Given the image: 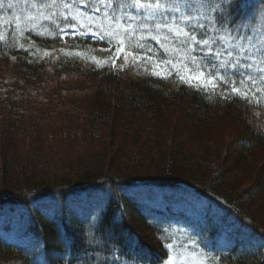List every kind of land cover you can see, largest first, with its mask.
<instances>
[{
    "label": "trees",
    "instance_id": "1",
    "mask_svg": "<svg viewBox=\"0 0 264 264\" xmlns=\"http://www.w3.org/2000/svg\"><path fill=\"white\" fill-rule=\"evenodd\" d=\"M209 12L243 35L264 29V0ZM103 45L0 23V209L22 215L42 256L0 236V264H162L171 221L215 242L217 219L193 221L169 193L145 194L155 188L216 204L256 239L215 250L213 264H264V105L154 76Z\"/></svg>",
    "mask_w": 264,
    "mask_h": 264
},
{
    "label": "rangeland",
    "instance_id": "2",
    "mask_svg": "<svg viewBox=\"0 0 264 264\" xmlns=\"http://www.w3.org/2000/svg\"><path fill=\"white\" fill-rule=\"evenodd\" d=\"M218 0H194L188 3L172 7L168 1H164V7L159 11L160 15L151 16L147 20L148 30L144 32V38L140 41L144 45L143 50L136 47L137 39L140 36L138 29L135 36L130 40L125 41L126 51H137L143 57L153 56V61H143L138 65L153 74V65L155 60H172L176 61L174 65H168L167 69L171 71V75H155L158 77H175L179 80L183 75L187 80L188 73L183 65L187 64L195 73L203 72L205 76L214 74L219 79L217 88L211 86L207 88L200 87L195 80L191 83L184 82L189 86L197 89L210 91L221 95H238L260 101L264 105V72L259 69H264V29L257 26L258 32H253L249 35H243L238 31L228 30L216 24L213 15H210L209 7ZM48 5H51L49 7ZM64 4H56L47 0H0V23L2 26L12 25L15 32L23 34L26 31H46L47 29L56 32H75L81 36H89L104 45L102 47L111 49L115 47L117 40L106 35L102 29H106L110 20H104L103 15H93L80 8L73 7L71 11L63 7ZM79 10L86 13L87 16H93L94 19L89 20L86 17L77 16L75 19L72 16ZM55 13V15H53ZM164 14V15H163ZM67 15L66 20L64 16ZM127 17L128 15H122ZM138 18L140 15H136ZM126 20H124L125 24ZM139 23V19L137 20ZM160 23L161 29L157 32L155 24ZM163 24L184 27L197 36V39H207L210 41L208 47L201 48L200 45H194L195 51L187 52V47L183 39L177 38L170 33ZM203 26V27H201ZM103 35L104 39H100ZM159 35L161 38L167 36L168 39L159 44L151 39L152 36ZM111 39V43L108 41ZM151 48V52L147 49ZM167 48V55L164 49ZM217 55H205L209 51ZM196 57L193 60L192 57ZM132 60V58L130 57ZM251 65V67H244ZM256 78V85L250 91L245 90L251 84L248 77ZM225 78H227L225 80ZM241 79L246 81L241 84ZM224 81V83H221ZM183 82V81H182ZM235 83L238 88L237 92H232V85ZM95 146V145H93ZM94 149V147H93ZM155 198H161L163 194L169 193L177 203L173 206L174 211L185 212L190 215L193 220L202 221L205 217L215 218L219 221L222 232L219 239L216 240L217 245L223 248L232 245L236 238L246 240L258 245L256 239L250 237V232L246 230L240 232L241 225L233 218L225 215V213L216 205L209 204L204 199H201L193 193H186L178 190H145ZM161 195V196H160ZM264 206H260L262 208ZM253 211V210H252ZM22 215L18 212L11 213L6 209H0V236L13 242L17 245L25 247L35 258V261L40 263L42 256L39 253L37 241L26 234V229L23 227ZM219 220V218H221ZM261 222L264 224V208H262ZM235 223V224H234ZM165 233L168 239V258L162 264H213L214 260L210 255L212 251L211 242L202 238L199 233L186 227L180 223H168L165 225Z\"/></svg>",
    "mask_w": 264,
    "mask_h": 264
},
{
    "label": "snow or ice",
    "instance_id": "3",
    "mask_svg": "<svg viewBox=\"0 0 264 264\" xmlns=\"http://www.w3.org/2000/svg\"><path fill=\"white\" fill-rule=\"evenodd\" d=\"M228 3L229 8H231L234 0H226ZM77 3V0H72V4L65 3L63 7L68 8L70 11ZM51 7V5H48ZM111 6L112 11L111 13L108 11L109 7ZM82 7L90 9L93 13H98L101 11V8L103 7V17L104 20H110V24L106 29H102L106 33V35L112 39H116L117 43L115 45V58L120 59L121 55L126 52L125 48V41L130 40L133 36L136 35L138 29L140 31V36L137 39L136 47L143 50L144 45L140 43V41L144 38V32L148 30L147 20L149 17L154 16L156 11H159L161 8L164 7L163 4L160 3V0H131V3L127 4V7L132 8L135 10V12L140 13V17L138 18L136 15H128L127 17L121 16L118 13V6L115 4L114 0H87L86 3L82 4ZM55 15V13H53ZM77 16L80 17H86L89 20L94 19L93 16H87L86 13H83L79 10L75 12V14L72 16L73 19H75ZM64 18L67 20L68 16L65 15ZM126 20L125 24L122 26L120 21ZM139 19V23H137V20ZM161 24L156 23L155 28L157 32L161 29ZM163 27H166L170 33L175 35L177 38L183 39V41L188 44L187 52L191 53L195 51L194 45H200L201 48L208 47L210 44V41L207 39H197V36L193 33L186 31L184 27L181 26H175V30L173 26H170L168 24H163ZM203 27V26H201ZM100 39H104V36L101 35ZM151 39L155 40L159 44H163L168 37L165 36L161 38L159 35H154L151 37ZM111 43V39L108 41ZM111 51V49H109ZM152 49L148 48L147 52H151ZM167 48L164 49L165 55H167ZM205 55H217L211 52V49L209 48V51L204 53ZM261 56L264 57V53H261ZM129 57L132 58L133 64H139L141 60L147 62V61H153V56H141L139 52L137 51H127L126 55L123 56L125 64L129 62ZM193 60H196V57H192ZM177 63L176 61L172 60H159L158 58L155 60V63L153 65V74L155 75H171V71L167 69L168 65H174ZM112 65L116 66L115 59L112 60ZM184 69L188 73L187 80H185V77L183 75L180 76L181 81L191 83L193 80L197 82V84L200 87L207 88L208 86H211L213 89L217 88L219 85L217 84V80L219 77H217L214 74H210L208 76H205L203 72L195 73L191 68H188L187 64L183 65ZM244 67H251V65H244ZM259 71L264 72V69H259ZM227 78H225L226 80ZM248 80L251 81V84L248 86V88L245 90V95H247V91H250L252 87L256 85V78L255 77H248ZM261 80L264 81V77H261ZM221 83H224V81H221ZM241 84H245L246 81L244 79H241ZM232 92H237L238 88L236 87L235 83L232 85Z\"/></svg>",
    "mask_w": 264,
    "mask_h": 264
}]
</instances>
